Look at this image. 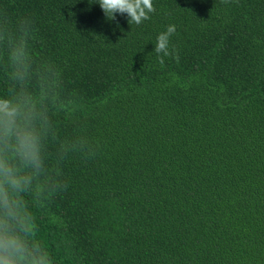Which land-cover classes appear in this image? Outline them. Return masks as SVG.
I'll return each instance as SVG.
<instances>
[{
	"label": "trees",
	"instance_id": "trees-1",
	"mask_svg": "<svg viewBox=\"0 0 264 264\" xmlns=\"http://www.w3.org/2000/svg\"><path fill=\"white\" fill-rule=\"evenodd\" d=\"M5 6L35 17L99 149L41 222L60 264H264V0H153L140 25L88 0Z\"/></svg>",
	"mask_w": 264,
	"mask_h": 264
},
{
	"label": "clouds",
	"instance_id": "clouds-1",
	"mask_svg": "<svg viewBox=\"0 0 264 264\" xmlns=\"http://www.w3.org/2000/svg\"><path fill=\"white\" fill-rule=\"evenodd\" d=\"M88 2L97 4L107 21L120 15L129 25H140L155 12L153 0ZM175 32L168 24L156 36L161 64ZM40 42L34 16L0 8V264H60L39 238L41 222L67 186L68 160L91 158L99 150L83 140L79 97L60 63L40 53Z\"/></svg>",
	"mask_w": 264,
	"mask_h": 264
}]
</instances>
